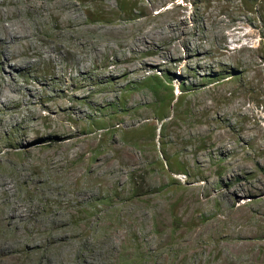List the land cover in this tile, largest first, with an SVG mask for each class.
<instances>
[{
    "label": "rangeland",
    "instance_id": "1",
    "mask_svg": "<svg viewBox=\"0 0 264 264\" xmlns=\"http://www.w3.org/2000/svg\"><path fill=\"white\" fill-rule=\"evenodd\" d=\"M0 18V264H264V0Z\"/></svg>",
    "mask_w": 264,
    "mask_h": 264
},
{
    "label": "bare ground",
    "instance_id": "2",
    "mask_svg": "<svg viewBox=\"0 0 264 264\" xmlns=\"http://www.w3.org/2000/svg\"><path fill=\"white\" fill-rule=\"evenodd\" d=\"M3 16V15H2ZM5 18H6V16H4ZM4 18V19H5ZM4 19L2 20V18H0V44H2V46L3 47H5L6 49H8L9 48V46H10V44H12V43H15V42H18L19 41V37H18V34L17 33H19V31H18V29L17 28H15V25L11 22L9 25H4L3 24V21H4ZM8 34L11 38H12V40L11 41H8V39L7 38H5V37H2V34ZM17 58V57H16ZM8 59H6V61H7ZM16 66H17V64H16ZM21 67V66H20ZM14 81H16V80H14ZM31 86V85H30ZM27 89L32 93V94H34V92L33 91H31V88H29V87H27ZM0 90H1V88H0ZM28 91V92H29ZM34 96V95H33ZM0 104H2V107L3 106H5L6 108H8L7 107V104L5 103V101H4V96H2V94H1V91H0ZM50 107V106H49ZM0 126H1V122H0Z\"/></svg>",
    "mask_w": 264,
    "mask_h": 264
}]
</instances>
